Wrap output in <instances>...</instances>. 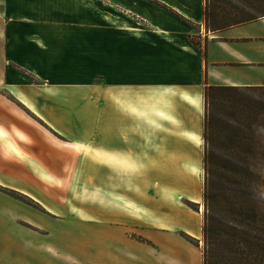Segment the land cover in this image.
<instances>
[{
    "label": "crops",
    "instance_id": "0c3cea01",
    "mask_svg": "<svg viewBox=\"0 0 264 264\" xmlns=\"http://www.w3.org/2000/svg\"><path fill=\"white\" fill-rule=\"evenodd\" d=\"M206 3L0 0V178L46 210H35L23 248L0 250L13 264H127L123 248L155 253L120 222L134 207L166 205L141 203L133 176H156L160 189L166 176L192 173L206 87L264 86V13L213 27ZM90 155L99 181L76 186V169L93 173Z\"/></svg>",
    "mask_w": 264,
    "mask_h": 264
},
{
    "label": "rangeland",
    "instance_id": "374dc122",
    "mask_svg": "<svg viewBox=\"0 0 264 264\" xmlns=\"http://www.w3.org/2000/svg\"><path fill=\"white\" fill-rule=\"evenodd\" d=\"M210 6L223 20H239L264 13V0H210ZM208 102L206 113L210 122L206 136L209 144L206 143L204 128V143H200L202 158L196 160L193 167L188 166V171L192 173L166 176L170 184L162 185L160 189L156 187V176H133L136 182L133 194L141 203L152 200L166 205L134 207L130 221L120 220L123 230L138 245L147 246L155 252L135 249L126 255L123 248V259L127 264H203L207 180L216 197L217 219L221 218L227 225L233 222L238 229L251 226V232L264 238V88L215 91ZM208 148L209 175L205 164ZM83 163V158H76V168ZM88 163L93 173L82 175L78 173L82 169H76L73 179L70 178L76 186L84 182L97 185L100 176L97 159L90 155ZM1 177L0 190L11 200L0 201V250L8 247L13 253L31 239L30 232L35 230L30 220L35 219V210H46L34 200L31 203L19 197L30 196L10 187L8 184L14 182L10 177ZM111 177L113 179V176H108ZM120 178L123 181L129 176ZM75 192L77 197L85 195L98 199V190ZM218 222L220 227L225 226L220 219ZM189 225L194 226L195 231L186 230ZM107 243L108 246L111 244ZM167 245L179 247L180 251L168 250ZM8 256L0 253V262L13 264Z\"/></svg>",
    "mask_w": 264,
    "mask_h": 264
},
{
    "label": "trees",
    "instance_id": "16d2710c",
    "mask_svg": "<svg viewBox=\"0 0 264 264\" xmlns=\"http://www.w3.org/2000/svg\"><path fill=\"white\" fill-rule=\"evenodd\" d=\"M205 14L207 23L213 27H224L230 24H237L256 17L252 16L239 20H233L232 18L223 20V18L219 17L218 13L213 12L212 7L210 6V0H208L206 3ZM242 88L261 89L264 88V86H208L206 87L205 93L206 111H208V104H210V102H208V98L213 92L222 90L237 91ZM209 122V114L206 113L205 138L206 143L208 144L209 141L206 134L209 130ZM241 142H244V140ZM205 164L207 166L209 175V148L206 150ZM19 197L32 203V200H30L28 197L20 195ZM204 197L206 201L207 214L205 216L206 218L203 228L205 241V246L203 249V264H264V238H261L254 232H251V226L238 229L236 224L233 222L227 225L225 224L226 222L224 220L218 218L220 221H222V223L225 224L223 228L220 227L217 219L218 216L216 213V204L214 202L216 201V197L213 194L209 180H207ZM256 221L257 220H255V222ZM187 237L190 238V236Z\"/></svg>",
    "mask_w": 264,
    "mask_h": 264
}]
</instances>
